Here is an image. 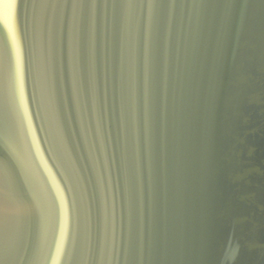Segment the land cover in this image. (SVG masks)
Returning <instances> with one entry per match:
<instances>
[{
	"label": "water",
	"instance_id": "water-1",
	"mask_svg": "<svg viewBox=\"0 0 264 264\" xmlns=\"http://www.w3.org/2000/svg\"><path fill=\"white\" fill-rule=\"evenodd\" d=\"M0 264H264V0H0Z\"/></svg>",
	"mask_w": 264,
	"mask_h": 264
}]
</instances>
